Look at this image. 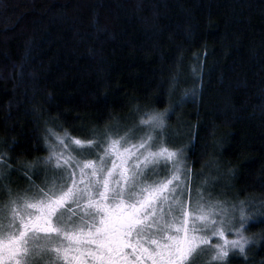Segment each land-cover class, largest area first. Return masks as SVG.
<instances>
[{
  "label": "trees",
  "instance_id": "1",
  "mask_svg": "<svg viewBox=\"0 0 264 264\" xmlns=\"http://www.w3.org/2000/svg\"><path fill=\"white\" fill-rule=\"evenodd\" d=\"M145 111H171L189 167L217 163L264 217V0H0L2 164ZM245 235L230 264H264V223Z\"/></svg>",
  "mask_w": 264,
  "mask_h": 264
},
{
  "label": "snow or ice",
  "instance_id": "2",
  "mask_svg": "<svg viewBox=\"0 0 264 264\" xmlns=\"http://www.w3.org/2000/svg\"><path fill=\"white\" fill-rule=\"evenodd\" d=\"M165 117L145 111L123 134L87 140L49 130L60 146L49 145L51 179L0 205V264H196L205 253L208 264L236 253L246 261L255 241L245 232L264 217H250L243 201L193 200L185 149L169 145Z\"/></svg>",
  "mask_w": 264,
  "mask_h": 264
},
{
  "label": "rangeland",
  "instance_id": "3",
  "mask_svg": "<svg viewBox=\"0 0 264 264\" xmlns=\"http://www.w3.org/2000/svg\"><path fill=\"white\" fill-rule=\"evenodd\" d=\"M170 115L171 111H168L165 117V128L163 132L167 137L169 145L173 146L176 145L183 131L180 124L170 126L167 124V119ZM136 123H138V119L135 120L131 117L120 121H115V123H112L107 127L91 132V138L94 135L103 138L104 134L110 129L113 131L119 129L120 133L123 134L127 128ZM57 134L61 136L63 135V133ZM49 145L55 146L57 152L60 151V146L57 144L55 137L52 136V138L47 143V152L43 160L44 162L37 166H29L27 172L7 167L0 161V205L8 201L9 193H11L13 197L17 195H23L25 190L29 188L43 186L46 175L49 180L51 179V169L54 167L56 161L53 159L50 164L45 163L52 151ZM181 148L184 149V147ZM183 157L185 159L186 168L191 169L189 167V162L186 159L185 152L183 153ZM191 172L193 174L191 187L194 201L202 194L203 202L205 204L220 201L226 203L229 208H231L233 204H240L232 198V192L229 190L228 184L230 182L229 175L217 163L206 164L197 170L191 169ZM245 208L247 214L250 217H253V215H255L257 212V209L252 204H249V206L245 204ZM227 238L232 239L233 237L231 234H227ZM210 255L211 253L202 254L197 259L196 264H208Z\"/></svg>",
  "mask_w": 264,
  "mask_h": 264
}]
</instances>
